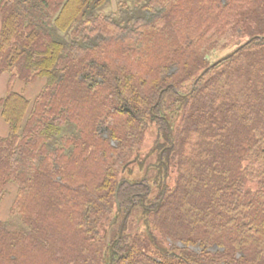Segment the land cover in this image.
<instances>
[{
	"label": "trees",
	"instance_id": "1",
	"mask_svg": "<svg viewBox=\"0 0 264 264\" xmlns=\"http://www.w3.org/2000/svg\"><path fill=\"white\" fill-rule=\"evenodd\" d=\"M109 3L0 0V264H264V0Z\"/></svg>",
	"mask_w": 264,
	"mask_h": 264
},
{
	"label": "rangeland",
	"instance_id": "2",
	"mask_svg": "<svg viewBox=\"0 0 264 264\" xmlns=\"http://www.w3.org/2000/svg\"><path fill=\"white\" fill-rule=\"evenodd\" d=\"M119 1H122V0H110V3L107 5L105 12L115 14L113 12H116L118 10ZM1 25H2V19L0 17V30H1ZM236 47L237 46L235 44L229 43L227 46L223 48H218L216 50L211 51L208 59L210 62L218 60L221 57L232 52ZM8 79H9L8 73L0 74V81L3 82L0 85L1 87L5 86V91L7 89ZM1 96L2 95L0 94V97ZM157 134H158V127L156 126V124H150V127L146 131L145 138L139 150L140 156L146 159L144 168H141L139 165H133L131 166L132 170H129V171L125 170V172L123 173L124 177H127L129 179L140 178V176H142V174L145 172V169L147 168L148 164L153 163L155 161L157 157V153L151 154L150 151L154 146L155 140L157 138ZM14 195H15V188L10 187L9 193L7 194V196L3 199V201L0 204L1 218H8V215L10 217V214H11L10 206H11V203L13 202ZM10 226L11 228H18L19 226H21V222L17 216L10 217ZM117 228H118V225L116 224L114 227L110 228L111 229L110 233L112 234L115 233Z\"/></svg>",
	"mask_w": 264,
	"mask_h": 264
},
{
	"label": "crops",
	"instance_id": "3",
	"mask_svg": "<svg viewBox=\"0 0 264 264\" xmlns=\"http://www.w3.org/2000/svg\"><path fill=\"white\" fill-rule=\"evenodd\" d=\"M8 82H9V79H8ZM1 83H3V82L0 81V84ZM7 92H8V84H7L6 91H5V86L4 87L3 86L1 87V85H0V94L2 95L1 97H4L7 94ZM7 131H8L7 124L0 117V135H5L7 133Z\"/></svg>",
	"mask_w": 264,
	"mask_h": 264
},
{
	"label": "water",
	"instance_id": "4",
	"mask_svg": "<svg viewBox=\"0 0 264 264\" xmlns=\"http://www.w3.org/2000/svg\"><path fill=\"white\" fill-rule=\"evenodd\" d=\"M239 48H241V46H240ZM239 48H238V49H239ZM238 49H237V50H238ZM237 50H236V51H237ZM236 51H234V52H236ZM234 52L229 53V54H227V55L221 57L219 60H217L216 62H214L213 65H214V64H217L218 62H221V61H223V60H225V59H227V58H229L230 56H232V55L234 54ZM208 69H209V68L205 69L201 75H203Z\"/></svg>",
	"mask_w": 264,
	"mask_h": 264
}]
</instances>
